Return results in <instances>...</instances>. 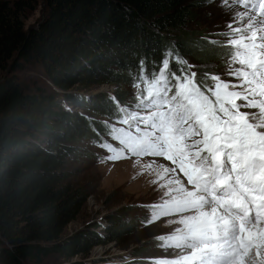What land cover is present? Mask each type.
Segmentation results:
<instances>
[{
    "label": "trees",
    "instance_id": "16d2710c",
    "mask_svg": "<svg viewBox=\"0 0 264 264\" xmlns=\"http://www.w3.org/2000/svg\"><path fill=\"white\" fill-rule=\"evenodd\" d=\"M34 2L0 0V264H40L50 256L69 261L65 264H86L70 260L116 242L131 223L118 212L61 241L63 229L89 196L69 181L65 169L76 156L72 144L88 139L108 148L101 137L113 138L118 128L96 124L69 106L131 126L126 89L151 83L144 97L169 88L185 102L177 91L187 81L186 58H199L210 44L198 37L202 28L197 38L185 31L192 23L188 0H45L43 20L24 30L23 14ZM31 65L41 68L59 94L18 81L14 73ZM204 74H194L190 95L209 109L227 111L206 91L214 73ZM100 86L113 91L86 92ZM76 87L84 94L75 95ZM234 106L228 104L229 110ZM135 251L131 257H142V251Z\"/></svg>",
    "mask_w": 264,
    "mask_h": 264
},
{
    "label": "rangeland",
    "instance_id": "374dc122",
    "mask_svg": "<svg viewBox=\"0 0 264 264\" xmlns=\"http://www.w3.org/2000/svg\"><path fill=\"white\" fill-rule=\"evenodd\" d=\"M188 2L192 23L185 31L189 38H193L202 28L203 34L198 37H203L210 45L202 48L199 58H186L188 76L182 84L191 86L192 81L195 83L194 74L203 70L205 77L213 72L206 85L210 99L228 110V104L235 103V106L220 113L221 108L212 106L209 109L207 105L198 104L191 92L186 94L184 102L168 88L153 99L157 104L145 110L144 106L150 100L145 101L144 95L154 85L151 83L126 89V109L131 126H120L88 110L69 106L71 111L89 116L96 124L118 128L113 138L101 137L108 148L97 146L88 139L72 144L76 156L67 162L65 169L70 174L69 181L83 186L89 196L74 220L65 226L60 239L88 224L101 223L111 214L121 213L131 223L116 242L95 246L70 261L86 264H130L135 261L138 264H195L204 258L209 259L211 254L223 251L219 228L215 226L218 220L211 222L216 212L197 203L201 195L189 188L190 179L185 176L189 172L190 178L198 180L211 173L208 184L213 182L215 185L218 180V171H215L218 154L215 153L219 152V147L223 150L230 148L227 165L232 171H244L242 162L254 155L257 156L252 161L264 169V2L263 8H260L262 0ZM246 7L252 8L247 11ZM45 15V0H35L33 8L23 14V29L37 26ZM207 37L213 42L208 43ZM3 74L0 73V78ZM14 75L30 89L38 87L48 94H59L36 65L26 66ZM198 84L203 88L201 83ZM72 91L75 95L83 93L78 87ZM112 91L108 86L86 90L90 96L109 95ZM187 100H190L188 108ZM204 103L207 104V100ZM188 109L192 112L188 113ZM146 117L152 118L145 120ZM147 123L150 124L143 127ZM120 129L128 135H121ZM210 139L215 143V153ZM129 140L141 143L144 152L133 151L135 157L126 154L130 151ZM208 141L209 152H205ZM173 150L191 155L188 172L173 165ZM221 161L225 163L226 155L221 154ZM181 162L184 164L187 160L181 157ZM249 167L252 171L251 164ZM185 190H188L187 195ZM95 230L103 232L100 226ZM246 231L255 238V244L240 263L264 264V236L260 230L250 227ZM211 236L219 242L211 245L201 242ZM139 245L143 246L139 248ZM134 250L142 251V257H131ZM67 262L50 256L40 264Z\"/></svg>",
    "mask_w": 264,
    "mask_h": 264
},
{
    "label": "bare ground",
    "instance_id": "6f19581e",
    "mask_svg": "<svg viewBox=\"0 0 264 264\" xmlns=\"http://www.w3.org/2000/svg\"><path fill=\"white\" fill-rule=\"evenodd\" d=\"M263 99H264V95H263ZM189 192H190V191H189ZM184 194L187 195V194H188V190H185ZM197 198H198V197H197ZM199 203H201V202L199 201ZM206 210H208V209L206 208ZM217 218H218L217 215H215L214 218L211 219V222H214V220H216ZM207 221H208V220H207ZM207 221H206V222H207ZM254 244H255V243H254ZM239 263H240V262H239ZM239 263H237V264H239ZM240 264H242V263H240Z\"/></svg>",
    "mask_w": 264,
    "mask_h": 264
},
{
    "label": "water",
    "instance_id": "95a60500",
    "mask_svg": "<svg viewBox=\"0 0 264 264\" xmlns=\"http://www.w3.org/2000/svg\"><path fill=\"white\" fill-rule=\"evenodd\" d=\"M91 224H92V223H91ZM88 225H89V224H88ZM73 233H74V232H73ZM73 233H72V234H73ZM70 235H71V234H70ZM70 235H68V236H66V237H64V238H68ZM64 238L61 239V241L64 240Z\"/></svg>",
    "mask_w": 264,
    "mask_h": 264
}]
</instances>
